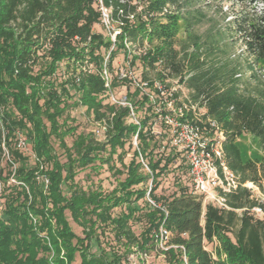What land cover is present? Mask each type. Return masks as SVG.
Here are the masks:
<instances>
[{
  "label": "trees",
  "instance_id": "trees-1",
  "mask_svg": "<svg viewBox=\"0 0 264 264\" xmlns=\"http://www.w3.org/2000/svg\"><path fill=\"white\" fill-rule=\"evenodd\" d=\"M203 1L207 0H102L110 10L111 23L119 29L112 41L109 34L94 29L101 24L97 0H0V177L5 183L4 140L17 163L14 177L22 183L5 184L0 194V264H72L76 253V264H128L131 249L146 253L157 244L162 222L170 232L167 243L177 245L161 249L166 264H185L184 257L187 264H264V219L251 211L255 206L264 208V202L253 197L249 188L239 186L225 195L227 208L203 205L201 196L191 192L181 153L172 147L173 152L154 159L151 153L158 139L145 129L149 118L128 121L139 107L150 106L149 95L134 98L140 92L135 88L134 97L125 96L128 104L106 101L117 81L110 77L106 86L103 69L111 70L116 51L122 50L125 57L131 53L127 43L142 44L147 39L148 48L141 54L131 53L130 62L140 60L144 69L161 66L157 78L163 89L169 87L165 78H177L189 91V105L203 107L205 115L223 128L228 167L241 183L251 181L262 187L264 84L254 67L264 60V0L260 10L248 8L246 0H237L240 9L232 18H224L223 26H216L210 17L208 27L198 32V24L206 16L196 4ZM163 9L169 11L162 13ZM179 20L184 22V38L176 36ZM237 39L251 58L247 66L231 57ZM101 48L106 52L112 48L107 60ZM41 49L48 60L36 73L34 65ZM60 62L71 63V74L56 82L53 73ZM89 62L94 68L87 67ZM247 68L252 70L244 77ZM143 79L153 85L146 75ZM73 96L77 100L72 103L85 106L94 121L103 125V139L93 131L80 132L70 146L65 144L64 137L75 127L59 119ZM181 109L180 121L191 117L190 108ZM17 132L26 137L30 151L16 148ZM246 133L256 139L262 155L245 156L238 138ZM133 136L136 147L124 163V147ZM51 137L63 148L64 161L55 153ZM30 156L33 163H29ZM176 158H180L181 184L169 196L156 194L158 177ZM115 160L125 176L111 192L83 189L74 181L78 167L106 164L114 173L123 172ZM40 175L48 179L46 185L37 179ZM137 185L142 186L133 187ZM146 195L154 204L146 200L139 205L137 201ZM117 206L120 211L112 214ZM66 211L82 228L83 236L72 230ZM138 212L147 219L140 238L129 224ZM30 214L38 224L32 223ZM108 225L116 242L125 246L124 252L114 245H101L96 231ZM93 243L97 248L91 251ZM205 243L212 248L207 249ZM49 251L54 254L51 258Z\"/></svg>",
  "mask_w": 264,
  "mask_h": 264
},
{
  "label": "rangeland",
  "instance_id": "rangeland-1",
  "mask_svg": "<svg viewBox=\"0 0 264 264\" xmlns=\"http://www.w3.org/2000/svg\"><path fill=\"white\" fill-rule=\"evenodd\" d=\"M255 4V5H253ZM197 6H200L202 10L205 13L206 18L198 24V32L204 31L208 25L210 24V21H207V18H212L215 22L216 26H223L224 18L229 19L232 18L233 13H235L238 9H240V4L237 0H207L203 2H198L196 4ZM245 5L249 8L252 6L256 7V10H260L263 7L262 0H256L255 2H251L250 0H246ZM167 9H174L172 6H166ZM141 6L138 5L137 10H140ZM169 10L163 9L162 13L167 12ZM161 14V13H156ZM177 38H184L186 35L184 22L182 20L178 21L177 24ZM96 31L104 32L106 35L109 34L110 38H114V31L118 30V27H116L115 23H109L105 24L101 21L100 25H97L94 27ZM148 40H144L142 44L140 43H133V45H130V43H127L130 47L131 53L133 54H141L143 53L146 48L150 45V43L147 42ZM153 42L155 43L156 40L153 39ZM106 52L105 49L101 48V54H104V60H107L108 52ZM130 53V54H131ZM231 57L234 56V58H237L241 62L242 66H247L249 62H251V58L243 52V45L240 40L237 39L232 44V49L230 51ZM130 54L125 57V54L122 50H118L115 52L113 58L111 59V70L107 74L109 77H114L117 81L116 86L108 92V98L106 101L109 102H116V101H125V96L127 94L128 98L134 97L131 93L134 91L135 88H138L140 92L136 95L134 98H140L142 93L148 94L151 102L150 106L149 103H145L143 108L139 107L138 111L135 113H131V119H128V121L132 120L135 123H138V121L143 118L144 116L148 117L149 120L147 121L145 129L149 130L152 134H154L155 138L158 139V143L155 145L151 155L155 159L156 157L162 155L163 157L166 156L169 152H173V150H170L173 147L172 143V126L166 124L162 117L164 112H170L171 117H175V114L177 113L178 108H180L178 103L181 104V107L183 108H191L193 112H195L196 115H199L200 112L203 111L202 107L197 106L196 104H193V108L189 105L188 100L189 99V91L182 83L177 82V78H165L164 82L169 84V87L166 89H163V84L159 79L157 78V72L160 70L161 66L156 67L154 69L147 68L144 69V65H142L140 60H135L133 63L130 62ZM47 58L43 54V50H39L38 57L36 58V63L34 65V72H39V68H43L45 63L47 62ZM64 63L60 62L58 68L53 73V77L55 78L56 82H59L66 78V76L71 74V63ZM84 64V63H83ZM82 64V66H83ZM93 63H88L87 67L94 68ZM85 66H83V69ZM251 68H247L244 71V77L249 76L251 72ZM254 70L256 71V74L258 75V80L261 84H264V60L260 61L255 65ZM145 71V72H144ZM167 72V71H166ZM165 72V73H166ZM146 75L148 80H151L153 82V85L146 84L143 79V76ZM246 79V78H245ZM250 82V81H249ZM253 82V81H251ZM154 88H157L160 90V92H156ZM74 100H77V96H73L70 99H68V107L65 109L62 117L59 119L60 121L65 119V122L68 127H75L73 132L68 133L64 137V142L67 146H70L75 136L80 133H86L93 131L95 133V136L98 139H103V125L99 124L98 122L94 121L92 117V113L88 112L83 105H76L75 103H72ZM142 106V105H141ZM133 111V110H132ZM130 145L128 143L125 144V154L123 155V162L128 163L132 156L133 149L136 147V139L135 136L131 138ZM238 142L240 144V147L242 151L244 152L245 156H252L253 154H256L258 156L262 155V151L260 147L258 146V143L256 139H254L250 134L246 133L244 135H241L238 138ZM51 144L52 147L59 157L61 161L65 160V154L63 152V148L59 145L58 140H56L54 137H51ZM27 152V151H25ZM114 158H116V155H113ZM180 157V156H179ZM180 161V158H176L174 162L169 163L167 167V171L163 172L159 177V184L158 187L155 190V193L158 195H164L169 196L173 192L177 190V187L179 184H181V176L179 174L181 171V168H178V162ZM29 163H33V159L30 156ZM98 163V162H97ZM115 165L121 169L123 172L121 173H114L113 170H110L107 168L106 164H103L101 166H95V167H85L83 169H80L79 167L76 168L77 172L74 176V181L77 182L79 186H81L83 189H99L104 193L111 192L114 188H117V183L119 180H122L125 176L124 169L120 165V162L118 160H115ZM145 169H147L145 167ZM244 186L249 188L251 190L252 196L257 198L259 202H264V182H262V187L256 186L251 181L244 182ZM137 185L133 186L134 188H137ZM147 188L151 186V181L149 180L146 184ZM64 188V187H63ZM65 191V188H64ZM193 194V191H191ZM118 193V192H117ZM149 201L148 195H146L143 198H140L137 203L139 205L144 204L145 201ZM121 207L117 206L112 209V214H117L120 211ZM255 217L263 218L264 219V208L262 207V211L260 213L254 211L251 209ZM237 212H240L238 210ZM66 216L69 221V224L72 228V230L79 236H83L82 228L77 225L70 217L69 213L66 211ZM32 217L36 218L35 216L31 215ZM37 219V218H36ZM146 218L141 213L138 212L135 214V218L131 219L129 221L131 230L133 233L140 238L141 232L145 229L146 225ZM38 221V219H37ZM33 223V221H32ZM35 224V223H33ZM96 233L98 234V238L101 242V245H105L108 248V245H114L115 248H119L118 252H124L125 246L121 243H117L116 239L114 238V231L111 229V225L103 226L102 228H98ZM116 243V245H115ZM205 247L207 249L212 248L211 243H205ZM97 246L95 243L91 246V251L96 250ZM161 244L157 242V244L154 247H151L148 249V252L144 253L143 251H140L139 249H131L129 251V264H166V258L165 255L161 251ZM50 258L54 255L52 251H49ZM62 254V253H61ZM131 261V262H130ZM79 262V256L78 253H76L75 260L72 264H76Z\"/></svg>",
  "mask_w": 264,
  "mask_h": 264
},
{
  "label": "built area",
  "instance_id": "built-area-1",
  "mask_svg": "<svg viewBox=\"0 0 264 264\" xmlns=\"http://www.w3.org/2000/svg\"><path fill=\"white\" fill-rule=\"evenodd\" d=\"M97 2L99 4L101 21L105 24L111 23L109 16L110 10L103 6L102 0H97ZM118 32L119 29L114 31V37ZM112 41H114L113 37ZM102 74L105 79V85L108 86L110 77L105 68ZM116 102L128 104L126 101ZM190 106L193 108V104ZM191 112L192 115L190 118L180 121L178 117L183 114L180 107L175 117H171L169 113H165L162 119L166 124L172 126L173 147L182 155L184 164L186 165V175L189 178L192 191L201 196L203 205L205 203H212L218 207L227 208L225 195L235 191L239 186H244L245 183H241L239 176L226 163L222 148L225 133L221 125L215 119L205 115L204 108L199 115H196L192 110ZM14 144L19 150L30 151V145L21 132H17ZM1 147L3 165L7 167L8 175L5 183L0 177V194L5 184H22L14 177L17 163L12 159L4 140L1 143ZM37 179L45 185L48 182V179L44 175L37 176ZM149 202L154 204L151 199H149ZM252 210L260 213L262 208L255 206ZM2 211L3 205L0 199V217H2ZM32 221L38 224L36 218L32 217ZM40 235L44 236L48 241V237L44 232L40 233ZM169 236L170 232L162 222L156 234L162 249L177 247V245H169L167 243ZM180 247L182 248V246ZM183 259L185 264H187L185 257ZM128 261L129 256H127Z\"/></svg>",
  "mask_w": 264,
  "mask_h": 264
}]
</instances>
